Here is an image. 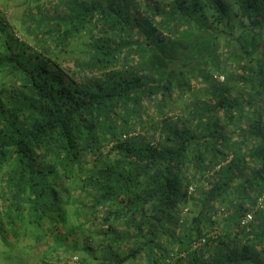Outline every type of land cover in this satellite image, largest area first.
<instances>
[{
  "label": "trees",
  "instance_id": "1",
  "mask_svg": "<svg viewBox=\"0 0 264 264\" xmlns=\"http://www.w3.org/2000/svg\"><path fill=\"white\" fill-rule=\"evenodd\" d=\"M9 1L1 224L81 234L60 264H264V0Z\"/></svg>",
  "mask_w": 264,
  "mask_h": 264
},
{
  "label": "rangeland",
  "instance_id": "2",
  "mask_svg": "<svg viewBox=\"0 0 264 264\" xmlns=\"http://www.w3.org/2000/svg\"><path fill=\"white\" fill-rule=\"evenodd\" d=\"M6 1L7 0H0L1 22L4 21V13L6 16ZM26 1H28V3H24ZM22 3H24L25 6L27 5L30 10L34 0H10L9 5L11 10L7 13V16L10 15L13 9L16 10L15 6ZM17 8L21 11V7L17 6ZM30 16L31 14L29 13L25 25L18 22L17 24H13L14 27H12L23 40L26 39V35L28 34L26 27L29 28L32 24L29 19ZM6 77L5 73L0 70V91L4 87L3 81ZM20 225L23 226L21 223ZM10 226L12 227L8 222H4L3 224L0 222V264H60L58 261L59 258L64 262L65 260L72 258L71 256L75 254L83 257L87 255L82 249L84 245L81 240V234L75 237V241L67 238L68 240L62 244L58 243V246H61L58 258L52 248L46 245V239L41 241L40 237H37V235L41 234H35L31 231H27V233L21 231L16 234ZM21 226L19 228H22ZM77 245H79V247H77ZM62 250H66V252L61 254ZM92 264H97L96 260H92Z\"/></svg>",
  "mask_w": 264,
  "mask_h": 264
},
{
  "label": "built area",
  "instance_id": "3",
  "mask_svg": "<svg viewBox=\"0 0 264 264\" xmlns=\"http://www.w3.org/2000/svg\"><path fill=\"white\" fill-rule=\"evenodd\" d=\"M222 80L224 79L223 77L221 78ZM190 191H193V188H191V190ZM253 220V214H248V216L245 218V223H248V222H250V221H252ZM196 247H198V244L196 245ZM77 257H75L73 260H72V263H74V262H76L77 261Z\"/></svg>",
  "mask_w": 264,
  "mask_h": 264
}]
</instances>
